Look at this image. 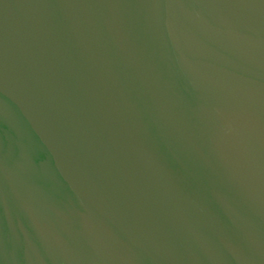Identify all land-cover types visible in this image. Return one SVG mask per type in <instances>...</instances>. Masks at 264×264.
I'll use <instances>...</instances> for the list:
<instances>
[{"label":"water","instance_id":"obj_1","mask_svg":"<svg viewBox=\"0 0 264 264\" xmlns=\"http://www.w3.org/2000/svg\"><path fill=\"white\" fill-rule=\"evenodd\" d=\"M0 264H264V0H0Z\"/></svg>","mask_w":264,"mask_h":264}]
</instances>
